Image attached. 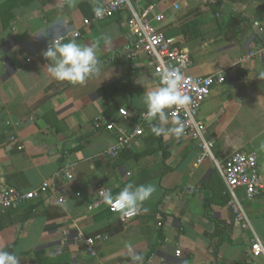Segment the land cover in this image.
Returning <instances> with one entry per match:
<instances>
[{"label": "crops", "instance_id": "1", "mask_svg": "<svg viewBox=\"0 0 264 264\" xmlns=\"http://www.w3.org/2000/svg\"><path fill=\"white\" fill-rule=\"evenodd\" d=\"M132 1L164 16L160 30L194 58L190 74L225 76L199 110L211 154L186 133L152 135L148 122L129 149L107 155L116 135L97 124L126 122L120 109L137 121L141 74L147 90L159 86L148 57L130 50L124 11L85 25L98 0H0V188L50 184L40 199L0 210V250L20 264H133V254L143 264H239L253 234L264 245V193L244 202L243 229L216 169L235 150H253L264 182V55L248 56L264 46V0ZM60 37L96 47L100 73L83 85L52 80L43 53ZM142 184L156 191L132 220L100 202L106 190ZM78 234L102 239L89 253Z\"/></svg>", "mask_w": 264, "mask_h": 264}, {"label": "built area", "instance_id": "2", "mask_svg": "<svg viewBox=\"0 0 264 264\" xmlns=\"http://www.w3.org/2000/svg\"><path fill=\"white\" fill-rule=\"evenodd\" d=\"M99 8L103 9V15L96 17L94 11L89 19H84V24L91 21H100L124 11L126 13L127 36L131 41V51L143 52L149 59L154 73L160 81V75L164 70L180 71L184 80L181 91L192 98V104L187 109H170L169 115L175 120L177 116L183 122L184 132L189 134L201 151L211 154L213 141L207 138V128L199 117L201 104L209 95L214 85L223 84L225 76L222 73L208 75H192L188 71L194 64V58L184 49L176 45V40L166 36L158 27L157 22L163 19L162 14L151 13L152 6L142 9L132 0H98ZM96 7V8H97ZM79 32H74L72 36L78 37ZM264 55V46L251 51L248 56ZM138 114L137 121L129 123L126 110L119 112L126 121L117 123L114 121L97 124L106 130L115 133V142L107 151V155L112 157L116 153L129 149L132 142L144 133V128L148 121L143 118V112ZM216 169L224 181L227 190V204L234 214L235 223L241 228H250L248 217L245 212L244 202L264 193V182L258 170L257 155L253 150L237 149L228 159L222 163H216ZM66 179L73 178L69 171L64 172ZM48 181L40 183L32 190H21L14 186L0 188V210L17 208L25 203L38 200L49 191ZM55 191L58 200L62 201L65 195V188L57 186ZM100 202L104 203L103 194ZM97 204V203H96ZM111 213L117 214L121 220L129 221L134 219L136 214L124 215L115 210V205L106 204ZM89 253L94 252L95 243L102 239V235L83 236L78 234ZM258 257H264V245L262 240L253 234L250 240V252L248 257L239 264H264L256 261ZM204 264H232L228 261L215 260Z\"/></svg>", "mask_w": 264, "mask_h": 264}, {"label": "clouds", "instance_id": "3", "mask_svg": "<svg viewBox=\"0 0 264 264\" xmlns=\"http://www.w3.org/2000/svg\"><path fill=\"white\" fill-rule=\"evenodd\" d=\"M77 0H70V6L74 7ZM96 17L103 15L102 8H94ZM43 56L48 61L47 73L50 78L58 83L69 85H83L88 79L100 73L101 63L94 46L78 43L74 39L60 37L49 44ZM264 76V73H261ZM184 76L180 71L164 70L160 75L159 86L147 90L150 78L141 74L140 83L145 91L141 103L144 106L143 118L150 123V132L156 137L167 136L179 138L184 132L183 122L177 118L169 126L170 109H187L192 104V98L181 91ZM264 147V144L261 145ZM156 188L152 184L137 185L121 190L116 196L111 190H106L103 199L108 205H115V210L124 214H136L145 201L149 200ZM131 248V244H126ZM133 264H143L141 254H133ZM0 264H20L15 253L0 250Z\"/></svg>", "mask_w": 264, "mask_h": 264}, {"label": "water", "instance_id": "4", "mask_svg": "<svg viewBox=\"0 0 264 264\" xmlns=\"http://www.w3.org/2000/svg\"><path fill=\"white\" fill-rule=\"evenodd\" d=\"M42 122H43L42 120H39V121H38L39 125H42Z\"/></svg>", "mask_w": 264, "mask_h": 264}]
</instances>
